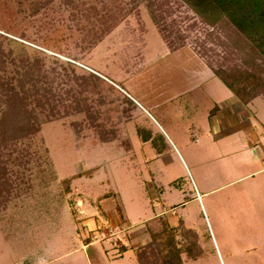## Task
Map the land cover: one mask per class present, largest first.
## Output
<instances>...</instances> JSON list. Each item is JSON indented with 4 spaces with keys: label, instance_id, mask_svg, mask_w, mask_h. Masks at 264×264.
<instances>
[{
    "label": "rangeland",
    "instance_id": "obj_1",
    "mask_svg": "<svg viewBox=\"0 0 264 264\" xmlns=\"http://www.w3.org/2000/svg\"><path fill=\"white\" fill-rule=\"evenodd\" d=\"M46 1L0 0V36L16 41L0 37L4 50L38 49L49 65L56 58L71 62L77 74L90 71L102 79L96 86L86 81L85 90L75 93L85 110L65 98L70 113L50 119L39 113L34 135L1 148L10 186L0 191V264H165L150 237L131 239L135 225L122 223L126 218L143 224L164 209L170 225L181 220L191 229L183 238L177 225L173 240L191 241L195 258L182 253L173 264H264L263 176L232 183L238 174L199 170L181 133L199 123L202 112L194 110L190 95L197 91H182L211 87L196 77L202 66L196 52L214 67L222 59L239 63L224 53L219 33L173 0L162 26L152 21L146 0L130 10V0H48L38 10L33 6ZM102 14H110V30L97 38ZM167 40L184 45L168 52ZM7 68L3 75L19 70L10 61ZM59 82L61 91L76 88L73 81ZM125 92L137 103L124 102ZM199 155L195 163L204 160ZM109 210L121 224L104 221ZM94 214L103 222L85 235L83 218ZM149 224L157 227L155 220ZM85 236L93 242L88 248L80 243Z\"/></svg>",
    "mask_w": 264,
    "mask_h": 264
},
{
    "label": "trees",
    "instance_id": "obj_2",
    "mask_svg": "<svg viewBox=\"0 0 264 264\" xmlns=\"http://www.w3.org/2000/svg\"><path fill=\"white\" fill-rule=\"evenodd\" d=\"M69 1L71 3V0ZM173 1L186 4L207 25L213 26L212 30H216H213L214 33L218 32L219 34L216 35L221 36L218 40L226 50L224 53L228 52L229 57L239 60V63L229 65L226 62L227 59H222L214 67L210 60L197 51L196 53L204 58L217 77L242 98L245 96L252 98L261 93V88L264 87V0ZM145 2L152 21L156 26H162L160 25L162 17L170 7L169 0H146ZM48 3L47 0L44 4L34 3L33 6L38 10L39 6L48 5ZM138 3L139 0H130V8L126 10L136 7ZM91 8L97 13L98 9L95 6L91 5ZM110 17V14L100 16L101 26L97 38H100L102 33L109 32ZM2 25L5 32L15 33L11 26ZM159 28L162 31L161 27ZM18 33L21 39L26 37L23 31ZM0 37L9 43L16 42L5 38L6 36ZM162 37L166 39L168 34H162ZM176 37L178 39V36ZM167 43L170 51L184 45L183 42L175 40H167ZM20 45L23 46L21 43ZM48 58L45 52L38 49L31 54H14L12 48L5 51L0 40V154L1 148L10 142L32 136L39 130L41 120L39 113L44 112L46 119L62 113H70L72 105L71 103L63 104L65 98H68L69 102L73 101L74 109L85 110L75 93L81 94L85 90L86 81H91L93 86L101 82L102 78L93 72L77 74L71 62L64 63L52 58L50 62L52 61L55 65H49L46 61ZM8 61L19 67L15 75L2 74L8 70ZM59 80L73 81L76 88L69 86L61 91L62 89L57 86L60 83ZM59 104H61V113ZM6 173V164L0 155V191L2 189L6 191L10 186ZM175 229L163 227L150 236L152 246L156 244L157 251L161 253L165 264L179 262L182 253L195 258V255L191 253L193 246L191 241L175 243L173 240ZM147 248L152 247L149 244Z\"/></svg>",
    "mask_w": 264,
    "mask_h": 264
},
{
    "label": "crops",
    "instance_id": "obj_3",
    "mask_svg": "<svg viewBox=\"0 0 264 264\" xmlns=\"http://www.w3.org/2000/svg\"><path fill=\"white\" fill-rule=\"evenodd\" d=\"M166 51L174 52L168 49H166ZM196 59L199 63H202V66H199L196 71V77H199L203 83H210L211 87H205L203 89L191 87L182 91V93H188L192 90L197 91L190 95H192L191 98L193 100L194 110L197 108L202 110L201 116L198 118H201L199 123L195 122V126L188 124L183 127L181 132L182 137H188L187 140L189 145L185 146L188 156L193 160V163L196 164L199 170L212 167L216 170L218 169L222 174H228L229 172L238 174V176L231 181L232 183L236 181L243 182L249 178L254 179L257 176H263L262 179L264 180V93H259L252 98H247V96L242 98L217 77L202 57L198 56ZM219 83L224 85L223 89ZM126 98L132 104L137 103L129 93H126L122 100L125 102ZM210 101L212 103H210ZM123 109H125V107H123ZM173 130L176 132L175 128H173ZM196 131H198L197 134L195 133ZM189 136L192 137L189 139ZM193 136H195V138ZM197 142L198 144L195 147L190 146L191 143ZM195 153L201 154L199 156L208 158L204 157L203 161L195 163ZM229 183L230 182H227L217 188L203 192L201 196H208L207 194L210 192L227 186ZM194 198H196V196ZM110 210L109 212L107 211L108 215H105L103 218L105 219L104 221L109 222L111 225L121 224L119 216L115 214L114 217ZM142 210L141 208V210H136L134 213H142ZM103 219L98 218L95 214L93 217L89 216L83 218L84 224L81 228L85 235H88L87 233L93 229L92 227L99 221L103 222ZM152 220L156 221L157 227H152V224H149ZM127 221L135 225L133 230L135 234H133L131 239L139 241L147 237L149 238L151 236L150 233L153 234L163 227L176 228L177 225H180L182 234L187 232V229L191 230L184 226L181 220L170 225L168 223V216L160 214V212L155 213L152 217H149V219H143V224H141V221L135 224L133 221L127 220L126 218L125 222L122 223H126ZM86 237L87 236H85L83 241L81 239L80 242L84 248H88L87 246L93 243ZM183 238H185L184 234Z\"/></svg>",
    "mask_w": 264,
    "mask_h": 264
},
{
    "label": "built area",
    "instance_id": "obj_4",
    "mask_svg": "<svg viewBox=\"0 0 264 264\" xmlns=\"http://www.w3.org/2000/svg\"><path fill=\"white\" fill-rule=\"evenodd\" d=\"M161 214H166L167 211L164 209V211L160 212ZM171 213L173 214V210H171Z\"/></svg>",
    "mask_w": 264,
    "mask_h": 264
}]
</instances>
